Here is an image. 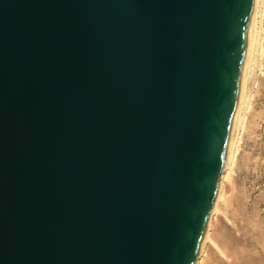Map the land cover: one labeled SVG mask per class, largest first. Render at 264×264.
Masks as SVG:
<instances>
[{"label": "water", "instance_id": "obj_1", "mask_svg": "<svg viewBox=\"0 0 264 264\" xmlns=\"http://www.w3.org/2000/svg\"><path fill=\"white\" fill-rule=\"evenodd\" d=\"M255 0H0V264H194Z\"/></svg>", "mask_w": 264, "mask_h": 264}, {"label": "rangeland", "instance_id": "obj_2", "mask_svg": "<svg viewBox=\"0 0 264 264\" xmlns=\"http://www.w3.org/2000/svg\"><path fill=\"white\" fill-rule=\"evenodd\" d=\"M257 81L244 164L229 192L231 208L216 234L218 244L226 248L231 243L235 254L215 252L209 264H264V61Z\"/></svg>", "mask_w": 264, "mask_h": 264}, {"label": "bare ground", "instance_id": "obj_3", "mask_svg": "<svg viewBox=\"0 0 264 264\" xmlns=\"http://www.w3.org/2000/svg\"><path fill=\"white\" fill-rule=\"evenodd\" d=\"M264 61V0H255L252 16L250 46L244 69L237 107L236 126L231 145L220 176L212 214L197 260L194 264H209L215 252L226 256L234 253L231 243L221 247L216 239L217 230L223 217L231 208L229 192L241 171L245 138L250 135L254 113L255 90L258 84L257 72ZM235 254V253H234Z\"/></svg>", "mask_w": 264, "mask_h": 264}]
</instances>
